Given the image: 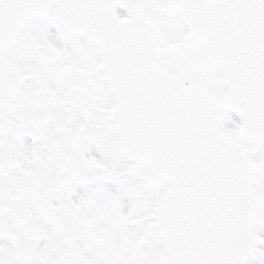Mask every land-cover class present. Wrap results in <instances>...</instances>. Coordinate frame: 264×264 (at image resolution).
<instances>
[{
	"label": "snow or ice",
	"instance_id": "snow-or-ice-1",
	"mask_svg": "<svg viewBox=\"0 0 264 264\" xmlns=\"http://www.w3.org/2000/svg\"><path fill=\"white\" fill-rule=\"evenodd\" d=\"M0 264H264V0H0Z\"/></svg>",
	"mask_w": 264,
	"mask_h": 264
}]
</instances>
